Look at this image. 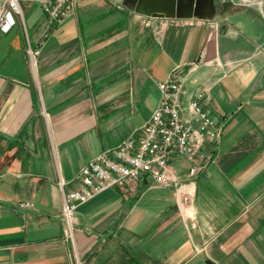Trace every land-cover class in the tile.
I'll return each mask as SVG.
<instances>
[{
  "label": "crops",
  "instance_id": "0c3cea01",
  "mask_svg": "<svg viewBox=\"0 0 264 264\" xmlns=\"http://www.w3.org/2000/svg\"><path fill=\"white\" fill-rule=\"evenodd\" d=\"M73 3L52 28L37 0H20L23 17L0 30V264H264L260 14L168 19L123 0ZM176 68L223 123L197 175L172 161L191 198L142 179L81 204L71 230L63 194L148 122Z\"/></svg>",
  "mask_w": 264,
  "mask_h": 264
},
{
  "label": "built area",
  "instance_id": "2783aa9c",
  "mask_svg": "<svg viewBox=\"0 0 264 264\" xmlns=\"http://www.w3.org/2000/svg\"><path fill=\"white\" fill-rule=\"evenodd\" d=\"M52 28L59 27L71 15L73 0H37ZM231 1L236 8H254L264 12V0ZM23 17L20 0L0 4V30L8 32ZM48 36V34H46ZM33 58L39 49L28 46ZM160 101L148 122L114 149L89 160L76 177L77 186L63 194V219L73 229L75 212L100 193L123 185H137L142 179L158 186H176L188 202L191 193L180 184L172 161L182 158L188 163L189 176L197 175L211 160L205 152L209 143L220 140L223 123L206 108V91L197 88L188 93L179 68L159 83ZM187 96V97H186ZM186 97V98H185ZM30 203L22 204L29 206Z\"/></svg>",
  "mask_w": 264,
  "mask_h": 264
},
{
  "label": "water",
  "instance_id": "95a60500",
  "mask_svg": "<svg viewBox=\"0 0 264 264\" xmlns=\"http://www.w3.org/2000/svg\"><path fill=\"white\" fill-rule=\"evenodd\" d=\"M124 4L154 18L224 21L243 11L224 0H123ZM209 264H215L209 261Z\"/></svg>",
  "mask_w": 264,
  "mask_h": 264
},
{
  "label": "rangeland",
  "instance_id": "374dc122",
  "mask_svg": "<svg viewBox=\"0 0 264 264\" xmlns=\"http://www.w3.org/2000/svg\"><path fill=\"white\" fill-rule=\"evenodd\" d=\"M257 11V13L260 14V16L262 17V19L264 20V12L262 13L259 9H255ZM264 11V10H263ZM246 18L249 20V18L246 16ZM101 137L104 138L105 136H107V134L101 132ZM189 201V200H188Z\"/></svg>",
  "mask_w": 264,
  "mask_h": 264
}]
</instances>
